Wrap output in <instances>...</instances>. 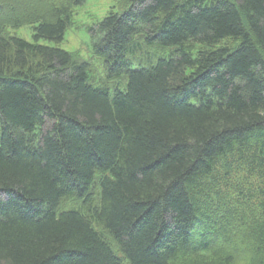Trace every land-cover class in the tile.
<instances>
[{
  "label": "trees",
  "instance_id": "obj_1",
  "mask_svg": "<svg viewBox=\"0 0 264 264\" xmlns=\"http://www.w3.org/2000/svg\"><path fill=\"white\" fill-rule=\"evenodd\" d=\"M85 1L0 0V264H264V0H120L96 87Z\"/></svg>",
  "mask_w": 264,
  "mask_h": 264
},
{
  "label": "rangeland",
  "instance_id": "obj_2",
  "mask_svg": "<svg viewBox=\"0 0 264 264\" xmlns=\"http://www.w3.org/2000/svg\"><path fill=\"white\" fill-rule=\"evenodd\" d=\"M120 0H86L81 6L74 10L72 25L65 31L63 40L59 44H53L45 41H40L41 45H52L69 53H76L84 61L89 62L91 67V79L90 84L97 86L100 83V79L103 77L104 65L100 58L93 57L92 45L93 39L91 33L88 31L96 22L100 21L111 10L121 12L127 9ZM10 34L23 39L26 42H32V31L30 26H24L14 31H10ZM159 48V52L156 53L152 50L151 54H160L161 57H165L168 51H171L172 47ZM156 48V49H157ZM112 87L114 84L108 83ZM109 87V91L112 92L113 88ZM125 86V83L120 84V89ZM251 184V183H250ZM249 184V185H250ZM248 186L247 184H242Z\"/></svg>",
  "mask_w": 264,
  "mask_h": 264
}]
</instances>
